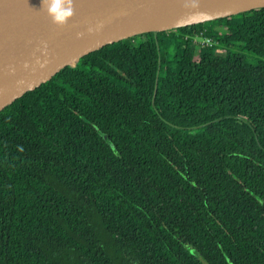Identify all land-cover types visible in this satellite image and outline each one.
Instances as JSON below:
<instances>
[{"label": "trees", "instance_id": "trees-1", "mask_svg": "<svg viewBox=\"0 0 264 264\" xmlns=\"http://www.w3.org/2000/svg\"><path fill=\"white\" fill-rule=\"evenodd\" d=\"M0 264H264V9L107 45L1 111Z\"/></svg>", "mask_w": 264, "mask_h": 264}, {"label": "water", "instance_id": "water-1", "mask_svg": "<svg viewBox=\"0 0 264 264\" xmlns=\"http://www.w3.org/2000/svg\"><path fill=\"white\" fill-rule=\"evenodd\" d=\"M57 27L43 0H0V112L107 45L264 9V0H72ZM89 28L93 31L89 33ZM78 33H83L77 38ZM27 65V67H25ZM41 65H44L41 67Z\"/></svg>", "mask_w": 264, "mask_h": 264}, {"label": "clouds", "instance_id": "clouds-1", "mask_svg": "<svg viewBox=\"0 0 264 264\" xmlns=\"http://www.w3.org/2000/svg\"><path fill=\"white\" fill-rule=\"evenodd\" d=\"M42 8L46 11L51 22L57 27L66 26L69 18L74 15L72 0H43ZM88 31L91 33L93 30L89 28ZM82 35L83 33H78L77 38H81ZM43 66L41 65V67Z\"/></svg>", "mask_w": 264, "mask_h": 264}, {"label": "built area", "instance_id": "built-area-1", "mask_svg": "<svg viewBox=\"0 0 264 264\" xmlns=\"http://www.w3.org/2000/svg\"><path fill=\"white\" fill-rule=\"evenodd\" d=\"M208 29L207 28H203V29H199L196 30L193 33L194 36V45L195 46H202V47H211L213 45L218 44V41L213 38L208 36Z\"/></svg>", "mask_w": 264, "mask_h": 264}, {"label": "rangeland", "instance_id": "rangeland-1", "mask_svg": "<svg viewBox=\"0 0 264 264\" xmlns=\"http://www.w3.org/2000/svg\"><path fill=\"white\" fill-rule=\"evenodd\" d=\"M209 24H210V22H209V23H206V24H204V25L209 26ZM218 28H219L218 31L221 32V33H223V32H227V28L224 27V26L219 25ZM218 52L221 53V54L223 53L221 50L218 51Z\"/></svg>", "mask_w": 264, "mask_h": 264}]
</instances>
